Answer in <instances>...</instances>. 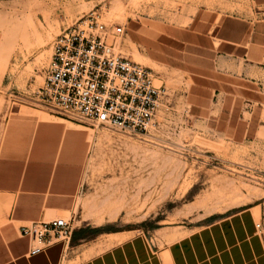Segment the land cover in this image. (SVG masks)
Returning a JSON list of instances; mask_svg holds the SVG:
<instances>
[{"label": "rangeland", "instance_id": "374dc122", "mask_svg": "<svg viewBox=\"0 0 264 264\" xmlns=\"http://www.w3.org/2000/svg\"><path fill=\"white\" fill-rule=\"evenodd\" d=\"M250 1L0 0V124L43 84L55 37L91 12L105 24L115 52L152 69L166 89L158 125L143 135L86 120L91 152L81 203L86 218L103 223L94 243L106 244L107 234L118 230L153 232L158 239L162 227L186 232L247 205H257L256 228L264 238V126L256 137L235 142L196 118L200 108L189 104L212 90L203 94L190 81L197 76L186 71L197 73L208 60L199 48L175 40L186 37L183 27L197 9L244 15ZM116 25L124 32L112 36ZM212 78L231 83V93L250 92L233 78Z\"/></svg>", "mask_w": 264, "mask_h": 264}, {"label": "crops", "instance_id": "0c3cea01", "mask_svg": "<svg viewBox=\"0 0 264 264\" xmlns=\"http://www.w3.org/2000/svg\"><path fill=\"white\" fill-rule=\"evenodd\" d=\"M249 6L244 15L197 9L183 27L186 37L175 39L199 48L208 60L197 73L186 71L197 76L190 81L203 94L212 90L189 104L200 108L195 117L235 142L256 137L264 126V0ZM214 76L233 78L252 93H231L233 85L213 81ZM90 152L86 120L29 105L6 112L0 124V264H264L257 205L186 232L162 227L158 239L153 232L118 230L107 234L106 244L94 243L91 237L103 223L86 218L81 203ZM57 217L72 223L70 241H52L29 255L30 242L20 227Z\"/></svg>", "mask_w": 264, "mask_h": 264}, {"label": "built area", "instance_id": "2783aa9c", "mask_svg": "<svg viewBox=\"0 0 264 264\" xmlns=\"http://www.w3.org/2000/svg\"><path fill=\"white\" fill-rule=\"evenodd\" d=\"M123 32L124 27L116 25L111 35ZM108 37L94 12L65 27L53 40L43 84L25 95L26 104L130 135L155 129L166 89L152 69L116 53ZM72 230L68 219L57 217L29 222L19 232L29 239L28 254L35 255L52 241L68 243Z\"/></svg>", "mask_w": 264, "mask_h": 264}, {"label": "bare ground", "instance_id": "6f19581e", "mask_svg": "<svg viewBox=\"0 0 264 264\" xmlns=\"http://www.w3.org/2000/svg\"><path fill=\"white\" fill-rule=\"evenodd\" d=\"M5 44H7V41H5L4 44H3L4 48H5V46H6ZM115 50H116V49H115ZM109 139H110V138H109ZM122 141H123V140H122ZM125 142H126V141H125ZM124 145H126V143H124ZM128 146H129V145H128ZM131 147L133 148L134 151H138V150H139V148H138L136 145H132ZM128 149H129V148H128ZM147 153H148V152H147ZM218 190H219V189H218ZM218 192H219V191H218ZM221 194H222V193H221ZM221 194H220V195H221ZM217 199H218V198H217ZM217 203H218V202H217ZM202 206H203V205H202Z\"/></svg>", "mask_w": 264, "mask_h": 264}]
</instances>
